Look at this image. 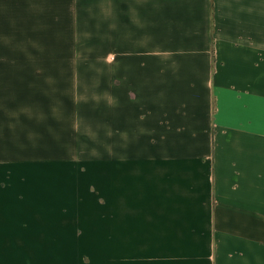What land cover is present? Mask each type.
Returning <instances> with one entry per match:
<instances>
[{"label": "crops", "instance_id": "1", "mask_svg": "<svg viewBox=\"0 0 264 264\" xmlns=\"http://www.w3.org/2000/svg\"><path fill=\"white\" fill-rule=\"evenodd\" d=\"M108 3L109 62L21 60ZM28 229L110 264H264V0H0V262Z\"/></svg>", "mask_w": 264, "mask_h": 264}, {"label": "rangeland", "instance_id": "2", "mask_svg": "<svg viewBox=\"0 0 264 264\" xmlns=\"http://www.w3.org/2000/svg\"><path fill=\"white\" fill-rule=\"evenodd\" d=\"M92 1L98 0H86V2ZM93 10L97 13L103 10V18L90 21L82 18L80 22L62 23L66 27L69 26V29L65 28L63 36L40 35L22 38L21 60L23 62H109L110 5L98 4L93 6ZM14 56L16 55H4L5 60H10ZM51 241L47 239L46 230H24L23 244L17 246L16 252L12 251V255L8 256L16 257V260L1 261L0 264H110L109 246L47 244Z\"/></svg>", "mask_w": 264, "mask_h": 264}]
</instances>
